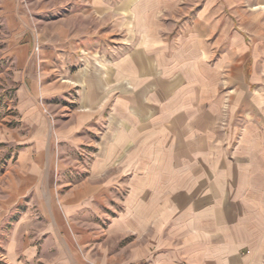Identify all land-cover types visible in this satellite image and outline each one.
Returning <instances> with one entry per match:
<instances>
[{
    "label": "crops",
    "instance_id": "1",
    "mask_svg": "<svg viewBox=\"0 0 264 264\" xmlns=\"http://www.w3.org/2000/svg\"><path fill=\"white\" fill-rule=\"evenodd\" d=\"M90 2L113 18L108 32L65 33L49 49L36 39L28 54L12 0H0L19 113L17 126L0 127L2 149L15 150L0 212L27 201L40 210L13 220L4 264H81L94 245L106 264L111 236L121 264H256L264 197L245 190L264 189V118H242L230 153L220 142L232 130H219L224 110L233 123L235 78L251 73L245 52L214 57L195 30L218 22L172 19L179 0ZM109 206L118 207L106 220Z\"/></svg>",
    "mask_w": 264,
    "mask_h": 264
},
{
    "label": "rangeland",
    "instance_id": "2",
    "mask_svg": "<svg viewBox=\"0 0 264 264\" xmlns=\"http://www.w3.org/2000/svg\"><path fill=\"white\" fill-rule=\"evenodd\" d=\"M105 1L113 4L116 0ZM12 2L18 14L17 20L23 27L17 36L22 37L21 41L31 43L28 54L32 52L33 42L36 39L43 44L44 48L49 49L51 38L61 37L62 34L82 36L86 31L95 29L104 34L112 28L109 24L113 20L110 14L93 11L90 0H12ZM179 4L183 9L179 7L182 11L176 15L177 18L172 16V19H178L180 23H189L190 25L187 27H191L197 19H202L203 22L213 19L218 22L217 28L201 27L195 30L199 34L200 43H203V46L208 48L214 57H218L220 60L233 46L236 55L238 51L245 52L244 56L247 60L245 68H251L249 75L246 74V70H243L244 75L235 78L234 124H230L231 120H228L226 110L222 112V118L219 122V130L223 135L228 133L230 129L232 130V136L220 142L230 153L236 148L240 139L239 133L242 131L244 121L242 118L245 116L256 122L259 121L260 117L264 118V0H179ZM207 5H213L212 8H217V12L213 14L207 12ZM1 8L0 4V127L3 124L15 127L19 122V113L15 107L16 82L10 75L14 55L9 52L7 45L8 38L13 35V23L3 15ZM227 22L229 27H226ZM184 27L185 25L181 30L187 32V28ZM219 82L221 91L225 87L223 85L224 81L220 78ZM242 96H245V100H249L251 103L249 112L242 109ZM224 100L226 101V97ZM262 146L264 147V144ZM2 147L3 145L0 144V151H5L3 154L0 153V174L7 164L6 161H14L15 159L14 147L8 148L6 146L4 150ZM251 147H257V145L248 146V148ZM245 193L253 198L264 197V189H248L245 190ZM1 195L2 192L0 191ZM219 196L225 198L227 191L219 190ZM27 197L29 199L31 196L28 195ZM117 207H108L106 220L114 214V209H117ZM228 207L231 206L219 205L220 209H227ZM39 212L40 210L35 201L13 205L9 213L7 212L5 215L0 212V264H4L2 250L6 244L13 220L20 213H28L32 214L33 217H39ZM105 221L100 220V224L104 226ZM41 224H45L44 227L48 226L45 221L41 223L38 221L36 225L41 226ZM261 232L259 236L252 239L256 247L254 253L256 264H264V222L261 226ZM106 241L108 246L106 254L108 261L106 264H121L115 259V249H117L115 243L118 239L111 236ZM250 248L252 247H246L244 250L247 252ZM90 254L92 256L90 261L84 260V263L81 264H102L98 262L102 254L99 253L97 245L92 247ZM54 255V253L49 252L45 254V257L50 260ZM123 255L126 256L127 253ZM44 264H46L45 261Z\"/></svg>",
    "mask_w": 264,
    "mask_h": 264
}]
</instances>
